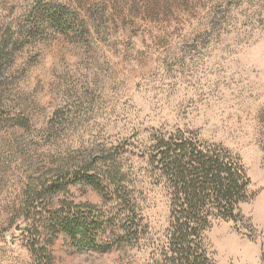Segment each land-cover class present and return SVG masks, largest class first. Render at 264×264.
<instances>
[{"label":"rangeland","instance_id":"374dc122","mask_svg":"<svg viewBox=\"0 0 264 264\" xmlns=\"http://www.w3.org/2000/svg\"><path fill=\"white\" fill-rule=\"evenodd\" d=\"M1 38L0 264H33L15 219L29 185L109 156L130 176L144 235L120 242L108 226L104 250L63 232L43 242L53 264H153L169 207L147 159L155 133L176 129L238 155L249 178L237 220L206 230L209 256L264 264V0H0ZM68 189L34 204L67 196L110 216L89 184Z\"/></svg>","mask_w":264,"mask_h":264},{"label":"trees","instance_id":"16d2710c","mask_svg":"<svg viewBox=\"0 0 264 264\" xmlns=\"http://www.w3.org/2000/svg\"><path fill=\"white\" fill-rule=\"evenodd\" d=\"M8 57V41L1 38L0 67ZM153 142L147 159L150 176L166 191L169 207L163 236L152 246L153 264H215L206 247L205 232L215 220H237L239 205L250 197L244 164L227 148L202 142L181 129L158 131ZM95 162L96 167H87L74 179L39 177L36 185L28 186L15 219L26 222L23 238L33 264H53L43 234L63 232L79 247L100 250L105 249L100 238L108 226L120 227V242H137L144 235L137 193L122 163L114 156L95 157ZM76 182L89 184L108 198L109 217L96 205L75 203L67 196L55 201L54 207L34 204L53 189L68 193L69 185Z\"/></svg>","mask_w":264,"mask_h":264}]
</instances>
